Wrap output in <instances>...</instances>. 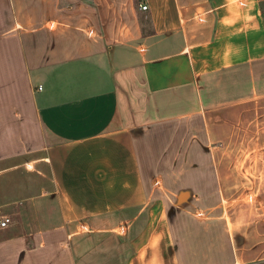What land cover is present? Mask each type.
Segmentation results:
<instances>
[{
	"label": "crops",
	"instance_id": "obj_1",
	"mask_svg": "<svg viewBox=\"0 0 264 264\" xmlns=\"http://www.w3.org/2000/svg\"><path fill=\"white\" fill-rule=\"evenodd\" d=\"M252 110L264 117V0H0V141L34 145L52 183L45 214L41 194L27 204L29 238L0 228V264H183L140 132L200 119L228 144ZM255 196L241 198L252 214L208 218L225 264L264 262Z\"/></svg>",
	"mask_w": 264,
	"mask_h": 264
},
{
	"label": "rangeland",
	"instance_id": "obj_2",
	"mask_svg": "<svg viewBox=\"0 0 264 264\" xmlns=\"http://www.w3.org/2000/svg\"><path fill=\"white\" fill-rule=\"evenodd\" d=\"M258 113V110L250 111L242 123V133L235 134V140L228 144L208 143L200 119L140 132L145 177L157 190L163 189L171 195L170 209L178 219L177 242L183 264H225L228 258L225 228L208 218H228L233 212L249 215L252 211L243 208L247 201L241 198L256 195V199L264 200V117L259 118ZM37 152L32 144L19 147L16 143L0 141V217L10 218L8 232L27 233L28 238L36 227L34 218L25 217L33 210L27 206L28 202L41 194L40 198L47 204L43 207L44 214L50 206L49 165L38 158L42 152ZM216 167L222 171L219 181L213 173ZM229 168H239L240 172L246 168L258 172L261 168V178L252 172L248 184L247 180L244 182L247 176H232ZM259 180L263 183L261 189L256 185ZM233 182L240 183H236L238 190L230 189ZM234 198L240 201L235 200L232 207ZM43 221L47 222L44 227L51 225L50 218ZM33 241L30 238L28 246L33 247Z\"/></svg>",
	"mask_w": 264,
	"mask_h": 264
},
{
	"label": "built area",
	"instance_id": "obj_3",
	"mask_svg": "<svg viewBox=\"0 0 264 264\" xmlns=\"http://www.w3.org/2000/svg\"><path fill=\"white\" fill-rule=\"evenodd\" d=\"M148 8L147 5H142V9L146 10ZM9 217H0V228H7L10 225Z\"/></svg>",
	"mask_w": 264,
	"mask_h": 264
}]
</instances>
